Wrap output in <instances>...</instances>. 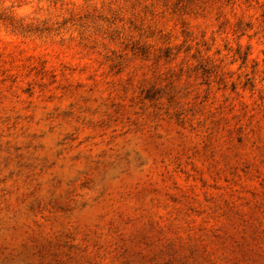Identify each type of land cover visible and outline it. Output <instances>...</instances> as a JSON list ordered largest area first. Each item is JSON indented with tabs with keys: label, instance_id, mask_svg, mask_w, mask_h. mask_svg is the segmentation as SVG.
Masks as SVG:
<instances>
[{
	"label": "clouds",
	"instance_id": "1",
	"mask_svg": "<svg viewBox=\"0 0 264 264\" xmlns=\"http://www.w3.org/2000/svg\"><path fill=\"white\" fill-rule=\"evenodd\" d=\"M0 264H264V0H0Z\"/></svg>",
	"mask_w": 264,
	"mask_h": 264
}]
</instances>
